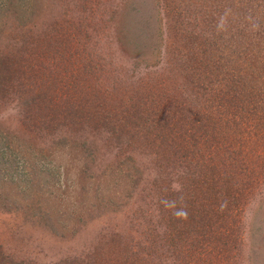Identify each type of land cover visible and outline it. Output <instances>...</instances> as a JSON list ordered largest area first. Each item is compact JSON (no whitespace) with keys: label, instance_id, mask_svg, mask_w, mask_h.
Returning <instances> with one entry per match:
<instances>
[{"label":"rangeland","instance_id":"obj_1","mask_svg":"<svg viewBox=\"0 0 264 264\" xmlns=\"http://www.w3.org/2000/svg\"><path fill=\"white\" fill-rule=\"evenodd\" d=\"M0 264H264V0H0Z\"/></svg>","mask_w":264,"mask_h":264},{"label":"trees","instance_id":"obj_2","mask_svg":"<svg viewBox=\"0 0 264 264\" xmlns=\"http://www.w3.org/2000/svg\"><path fill=\"white\" fill-rule=\"evenodd\" d=\"M196 182L197 185L203 183L199 177L196 179ZM195 187L192 189L188 188L189 195L185 198H181L177 204L168 202L167 206L170 207V209L171 206H173L176 211L179 212L180 209L183 211L182 214L177 213V215L169 216V218L174 221V223L170 224L175 225V228L172 230V233L175 231V235L173 233L174 237H180V239L185 237V235H187V233L192 230L190 225L194 223H199L200 229H205L206 225L208 226V224L215 222L216 219L220 217V207L217 209V211H214L216 206L206 203L204 200H202L204 197L198 200L195 193ZM209 196L210 195H207L206 197L209 198ZM216 216L217 218H215ZM175 218H177V220H175ZM178 222H180V224H178Z\"/></svg>","mask_w":264,"mask_h":264}]
</instances>
